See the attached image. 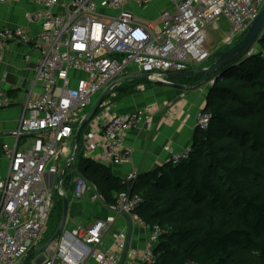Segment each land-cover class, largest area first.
<instances>
[{
    "label": "built area",
    "instance_id": "2783aa9c",
    "mask_svg": "<svg viewBox=\"0 0 264 264\" xmlns=\"http://www.w3.org/2000/svg\"><path fill=\"white\" fill-rule=\"evenodd\" d=\"M155 1L34 0L37 9L27 18L39 25L36 34L22 26L0 27V58L9 45L24 47L26 59L37 56L41 84V92L29 97L14 144L3 145L10 162L7 172L0 170V264L22 263L45 235L55 201L46 175H63L73 167L70 144L72 139L75 143L77 127L89 113L86 110L95 95L118 81L109 94L116 95L117 87L124 83L120 79L129 75L148 73L150 81L167 83L170 73L202 67L211 57L207 47L210 26L219 29L223 20L227 25L223 43L236 44L264 7V0H162L168 5L160 10L157 24L139 22L135 11ZM258 38H264V26ZM257 44L259 41L244 57L259 53ZM215 82L216 76L210 81L211 88ZM106 101L89 122L90 132L85 137L101 133L107 163L131 162L133 149L125 145L124 137L141 127L147 110L116 114ZM12 102L0 88V107ZM211 119L202 111L197 129L207 130ZM27 136L33 137L31 144L24 142ZM165 149L173 165L188 159L192 152L191 145L177 150L170 144ZM139 174L135 170L126 176L129 187L119 194L114 206L137 221L141 220L135 210L144 199L130 190ZM73 194L76 199L89 195L93 201L104 202L97 188L81 175L74 180ZM116 222L115 217H108L75 229L72 241L63 236L47 247L39 257L40 264H89L91 260L92 264H121L128 231L112 234ZM141 223L149 230L148 245L140 251L129 249L127 258L158 264L155 245L164 231L159 225ZM107 235H112L110 247L104 246Z\"/></svg>",
    "mask_w": 264,
    "mask_h": 264
},
{
    "label": "trees",
    "instance_id": "16d2710c",
    "mask_svg": "<svg viewBox=\"0 0 264 264\" xmlns=\"http://www.w3.org/2000/svg\"><path fill=\"white\" fill-rule=\"evenodd\" d=\"M259 46V53L242 57L215 75L203 109L212 116L211 123L205 131L196 130L188 159L140 173L132 185L131 194L144 199L135 213L164 231L155 245L158 264H228L232 248L242 246L257 247L263 257L259 264H264V38ZM139 83L120 84L116 95L108 97L110 105L139 93ZM89 132L90 123L83 128L79 152L63 183L81 175L97 188L105 204L116 206L129 185L106 164L84 156L82 144ZM225 175H236L238 181L226 188ZM63 202L55 192L46 241L58 229ZM185 202L196 207L188 216L176 208ZM203 209L217 212L223 221L206 217Z\"/></svg>",
    "mask_w": 264,
    "mask_h": 264
},
{
    "label": "crops",
    "instance_id": "0c3cea01",
    "mask_svg": "<svg viewBox=\"0 0 264 264\" xmlns=\"http://www.w3.org/2000/svg\"><path fill=\"white\" fill-rule=\"evenodd\" d=\"M166 2L157 0L145 9H138L137 12L141 17L150 18L149 21L140 20V22L147 24L158 22L160 10L168 5ZM36 9L34 0H7L5 3L0 1V27L22 26L30 34H36L39 31V25L30 22L27 18L28 14ZM26 55L27 50L16 44L7 46L0 58V88L13 100L11 105L0 107V170L3 172H7L10 162L4 154L3 145L5 143L14 144L19 121L29 97H36L41 92V84L37 80V56L33 54L26 59ZM209 66L207 64L191 70L206 69ZM201 76L198 74L177 77L169 74L167 83L152 81L158 85L154 88L140 84L139 93L111 105V112L116 114L132 113L144 108L147 110L141 127L138 130L128 131L124 137L125 145L133 149L131 162L118 165L107 163L100 132L90 139L84 137L82 144L84 156L106 164L116 175L124 178L132 171L147 173L168 163L169 153L165 149L167 145L171 144L177 150L192 145L198 117L206 106L211 89L210 81L213 79L211 78L209 83L205 81L193 86L202 78ZM32 139V136H27L24 142L32 141ZM70 146L72 148L75 143L71 142ZM24 147L22 145V148ZM72 168H69L67 172H71ZM62 178L63 175L59 174L46 175V181L54 192V181L60 183ZM59 183L56 186H59ZM61 190L68 197L69 202L63 229L64 236L69 241L73 240L75 229L90 227L95 221L108 217H115L117 221L112 234L117 230L128 231L129 223L118 208L104 202L93 201L89 195L76 199L73 189L71 193L64 191L63 188ZM133 221L130 249L144 250L149 242V230L141 221L135 219ZM111 243L112 235H107L104 239V246L110 247ZM92 263H94L93 260L89 262V264ZM125 264H140V261L137 257L127 258Z\"/></svg>",
    "mask_w": 264,
    "mask_h": 264
},
{
    "label": "water",
    "instance_id": "95a60500",
    "mask_svg": "<svg viewBox=\"0 0 264 264\" xmlns=\"http://www.w3.org/2000/svg\"><path fill=\"white\" fill-rule=\"evenodd\" d=\"M263 26H264V7L261 10L260 14L257 16V18L250 24V26L247 30V33L245 34L243 39H241L238 43H236L230 49H228L226 51H221L218 53V55L214 56L212 58V64L208 68L201 69V70H190V71H186V72L170 73V76H177L178 77V76H188V75L201 74V75H203V77L198 82L194 83L193 86L204 83L205 81H207V79H210L211 77L218 74L226 66L233 65V63L235 61L242 58L246 53H248L251 50V48L254 46V44L257 41L261 40L258 37H259V35L263 29ZM120 80L121 81L150 80V77H149L148 73H142V74L129 75V76L123 77ZM117 83H118V81L113 83L112 85H110L107 89H105L101 93V95H99V97L94 102L89 113L79 123L77 130H76V133H75V136H74L75 148H74V152H73V156H72L73 160L76 159L77 154H78L79 149H80V137H81L83 128L95 116V114L97 113L99 108L103 105L104 101L108 98L110 91L115 87V85ZM66 170L67 169L64 170L63 177L65 176ZM62 196H63V201H64L63 202V215H62V219H61V222L58 226L56 233L52 236V238L49 240V242L47 244H45L42 248L33 249L27 255V257L23 260V262L20 264H26L28 261H30L35 256V254L37 252H39L43 249H46L47 247L53 245L54 243H56L59 240V238L63 232V229H64V224H65V220L67 217L68 206H69V202H68L67 197L65 195H62ZM118 211H120V213H122L126 217L128 223H129L127 246H126V249L124 251L122 261H121V264H125L126 259H127V254L129 252V249H130V243H131V238H132L134 221H133V217L130 213H127L123 210H120L119 208H118Z\"/></svg>",
    "mask_w": 264,
    "mask_h": 264
},
{
    "label": "rangeland",
    "instance_id": "374dc122",
    "mask_svg": "<svg viewBox=\"0 0 264 264\" xmlns=\"http://www.w3.org/2000/svg\"><path fill=\"white\" fill-rule=\"evenodd\" d=\"M136 14V19L140 22V20L142 21H149V19L143 18L141 17V15L135 11ZM147 24V23H145ZM154 24H157V22H155ZM221 26L219 27V29L210 26V28L208 29V34H209V40L207 41V47L208 49L211 51V57L209 58V60L202 66H206L207 64L211 65L212 64V58L216 55H218L219 52L221 51H226L228 49H230L232 46L235 45V43L233 45L229 44H225L223 43L225 38H226V33H227V29H226V23L221 20L220 21ZM256 48L258 47V52H260V46L259 44H257V46H255ZM243 56V59L248 58ZM203 77V75H202ZM211 79V78H210ZM210 79H207L208 83L210 81ZM135 81H140L139 84H144L146 87H151L153 86H158L157 83H154L150 80H134V81H129V84H133ZM99 95H95L92 99V104L91 106L86 110V113L89 112V110H91L94 102L96 101V99L98 98ZM111 96V95H110ZM110 99L107 98L106 103H109ZM32 141H27L28 144H31ZM73 142V139H72ZM74 148L75 146H72L71 152H70V157L72 158L73 156V152H74ZM58 175V174H56ZM77 176H73L72 178H68L67 181H65V183H63V185H61V189L63 188L66 192H70L73 189V184H74V180ZM237 178L236 175L235 177H230V176H224V179L222 180L223 185L225 183L226 184V188L230 187L228 186L229 184L233 185L236 184L237 182ZM58 181H54V190L55 192H59V186H56V184H58ZM69 193V194H70ZM177 212L181 213L182 210L185 212V216H188L187 214H191L192 210L196 209V207L193 206V203L191 202H185L183 204H179L177 205ZM198 210V209H197ZM204 215H206V217H211L213 218L215 221L217 222H222L223 221V217H221L217 212L214 211H210V210H206L203 209ZM65 232H62L59 240L64 236ZM46 235L43 236V238L35 245V247L33 249H39L42 248L45 244H47L49 241L47 240ZM32 249V250H33ZM46 249H43L39 252H37L35 254V256L28 261L26 264H40L42 262V259L39 258L40 256H42L45 253ZM233 251V259L232 262L228 263V264H259L260 261L263 260V257L261 256L260 251L258 250L257 247H253V246H242L239 248H232ZM188 264H192L191 262H189Z\"/></svg>",
    "mask_w": 264,
    "mask_h": 264
},
{
    "label": "bare ground",
    "instance_id": "6f19581e",
    "mask_svg": "<svg viewBox=\"0 0 264 264\" xmlns=\"http://www.w3.org/2000/svg\"><path fill=\"white\" fill-rule=\"evenodd\" d=\"M126 178V177H125Z\"/></svg>",
    "mask_w": 264,
    "mask_h": 264
},
{
    "label": "clouds",
    "instance_id": "9594fccd",
    "mask_svg": "<svg viewBox=\"0 0 264 264\" xmlns=\"http://www.w3.org/2000/svg\"><path fill=\"white\" fill-rule=\"evenodd\" d=\"M213 78V77H212Z\"/></svg>",
    "mask_w": 264,
    "mask_h": 264
}]
</instances>
